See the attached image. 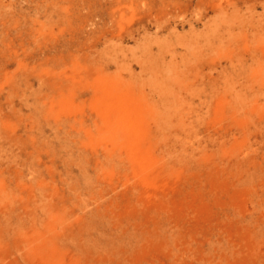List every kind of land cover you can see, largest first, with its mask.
Instances as JSON below:
<instances>
[{
	"label": "rangeland",
	"instance_id": "374dc122",
	"mask_svg": "<svg viewBox=\"0 0 264 264\" xmlns=\"http://www.w3.org/2000/svg\"><path fill=\"white\" fill-rule=\"evenodd\" d=\"M0 264H264V0H0Z\"/></svg>",
	"mask_w": 264,
	"mask_h": 264
},
{
	"label": "bare ground",
	"instance_id": "6f19581e",
	"mask_svg": "<svg viewBox=\"0 0 264 264\" xmlns=\"http://www.w3.org/2000/svg\"><path fill=\"white\" fill-rule=\"evenodd\" d=\"M160 77L161 76H155L153 79L154 82H158L160 80ZM172 108L173 107H170V105H166L165 107H160V109L156 111V114L159 116L158 120L165 122L164 125L170 124V120H172L176 116V109Z\"/></svg>",
	"mask_w": 264,
	"mask_h": 264
}]
</instances>
